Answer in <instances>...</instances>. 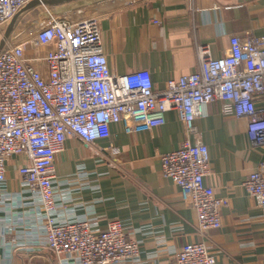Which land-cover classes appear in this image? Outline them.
<instances>
[{
    "label": "crops",
    "instance_id": "1",
    "mask_svg": "<svg viewBox=\"0 0 264 264\" xmlns=\"http://www.w3.org/2000/svg\"><path fill=\"white\" fill-rule=\"evenodd\" d=\"M115 1L96 4L92 15L102 52L115 73L147 69L154 90L195 71L199 46L215 58L228 51L233 34L264 36V0ZM246 123L222 115L218 101L206 104L194 120L195 136L208 148L211 171L205 182L226 198L220 228L200 232L195 210L161 174L159 156L177 148L182 136L172 110L164 124L149 130L127 133L121 124H110V137L97 140L99 151L67 137L53 163L57 219L87 220L94 231L118 220L139 251L117 264H176L185 243L201 241L216 264H264V220L243 186L261 151L249 142ZM21 160L8 158L0 183V264H74L46 247L39 197L17 173Z\"/></svg>",
    "mask_w": 264,
    "mask_h": 264
},
{
    "label": "built area",
    "instance_id": "2",
    "mask_svg": "<svg viewBox=\"0 0 264 264\" xmlns=\"http://www.w3.org/2000/svg\"><path fill=\"white\" fill-rule=\"evenodd\" d=\"M32 1L0 0V29ZM43 24L31 35L8 37L0 48V183L8 158L21 157L17 173L39 197L48 250L74 264H117L138 255V242L125 237L118 220L94 231L87 220L57 219L54 157L69 136L99 151L97 140L110 137V124H121L127 133L149 130L164 124L170 110L182 136L177 148L159 156L161 174L195 210L200 232L220 228L226 198L205 182L211 171L208 148L196 138L194 124L213 101L222 115L246 120L247 138L261 151L243 186L264 220V36L233 34L228 51L215 58L199 46L195 71L154 90L147 69L111 70L95 17L60 15ZM176 264H216V256L204 242H188Z\"/></svg>",
    "mask_w": 264,
    "mask_h": 264
},
{
    "label": "water",
    "instance_id": "3",
    "mask_svg": "<svg viewBox=\"0 0 264 264\" xmlns=\"http://www.w3.org/2000/svg\"><path fill=\"white\" fill-rule=\"evenodd\" d=\"M107 0H34L19 12L15 20L5 29L0 48L8 37L16 38L28 29L52 17L95 5Z\"/></svg>",
    "mask_w": 264,
    "mask_h": 264
},
{
    "label": "rangeland",
    "instance_id": "4",
    "mask_svg": "<svg viewBox=\"0 0 264 264\" xmlns=\"http://www.w3.org/2000/svg\"><path fill=\"white\" fill-rule=\"evenodd\" d=\"M118 1L119 0H116L115 2L116 3H114V4H118ZM96 4L95 5H89V6H85V7H82V8H80V9H77V10H74V11H71V13H66V14H63V15H61V16H66V17H68V18H77V19H80V18H84V17H91L93 14H96L97 13V8H96ZM74 16V17H73ZM42 25H44V24H37V25H35L34 27H32V28H30V29H28L27 31H25V33L26 34H29V35H31V33L35 30V27L36 26H42ZM7 27V26H6ZM6 27H4V29L3 30H1L0 29V40L3 38V36H4V32H5V29H6ZM25 33H24V35H25ZM5 41H6V39H5ZM5 41H4V43H5ZM26 52H30L31 50H30V46H27V48H26V50H25ZM58 258V257H57ZM59 259V258H58Z\"/></svg>",
    "mask_w": 264,
    "mask_h": 264
}]
</instances>
